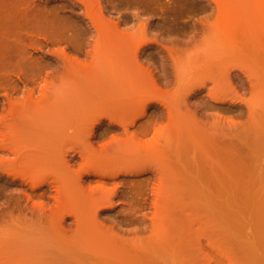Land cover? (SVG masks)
<instances>
[{
    "label": "rangeland",
    "instance_id": "374dc122",
    "mask_svg": "<svg viewBox=\"0 0 264 264\" xmlns=\"http://www.w3.org/2000/svg\"><path fill=\"white\" fill-rule=\"evenodd\" d=\"M99 116L95 147L141 161L84 175L112 203L61 220L51 181ZM119 244L264 264V0H0V264H121Z\"/></svg>",
    "mask_w": 264,
    "mask_h": 264
},
{
    "label": "bare ground",
    "instance_id": "6f19581e",
    "mask_svg": "<svg viewBox=\"0 0 264 264\" xmlns=\"http://www.w3.org/2000/svg\"><path fill=\"white\" fill-rule=\"evenodd\" d=\"M130 105L131 102H127L125 104V108L129 107ZM117 109L120 110L121 106ZM144 114L145 113L143 112L137 117L130 118L128 123L124 125L126 131H128V127L135 126L137 121L142 118ZM103 119L104 118L100 116L93 118L91 120L90 129L87 131V134H78V136L76 137L75 146L63 152L64 167L56 174V179L51 181V185L59 195L57 201V210L59 211V215H61V220H63L67 215L70 216L71 213H75L74 205L85 204L94 212L95 210L99 211V209L103 206V204H105V202L112 203L111 197H108V195L104 196L103 192H101L99 189H86L82 183L84 175L95 174L100 176H107L110 175V173L105 172V170H111L113 168L121 166L134 167L141 161L139 160L138 155L133 153L129 148L116 149L111 145H103L97 148L95 147L94 139L98 138L97 128L102 126ZM110 120L112 121V123H118L117 120ZM72 154H75V156ZM71 155L73 156V158L71 157ZM75 157H79L81 162L79 163L77 170H72L73 163L71 165V162ZM177 162L178 163L165 167L166 169L164 170V172L166 171V173H169V171H172L177 175V170L175 168L179 164L185 163V161L183 159H178ZM49 183V180L41 181L38 183V187L47 185ZM112 194L113 193H111V195ZM75 214L78 213L76 212ZM95 214H97V212ZM158 214V211H156V215ZM52 216L53 215H51V217ZM78 219L79 215L77 217V220ZM184 222L185 223L181 224L182 226L188 227L194 225L193 222L190 221V219H186V221ZM114 247L124 252L121 260H119L121 264H160L156 262L152 252L141 253L134 247L127 244H119ZM183 254L184 251L180 250V255L182 256ZM116 260L117 259H114L111 263L105 264H116L118 263V261Z\"/></svg>",
    "mask_w": 264,
    "mask_h": 264
}]
</instances>
